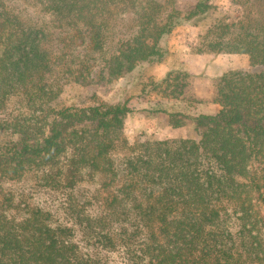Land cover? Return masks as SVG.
Wrapping results in <instances>:
<instances>
[{
  "label": "trees",
  "instance_id": "1",
  "mask_svg": "<svg viewBox=\"0 0 264 264\" xmlns=\"http://www.w3.org/2000/svg\"><path fill=\"white\" fill-rule=\"evenodd\" d=\"M22 1L0 0V187L33 172L67 201L63 221L3 195L0 264H264V22L209 31L210 53L244 54L249 65L217 79L216 114L168 112L173 129L193 119L195 138L147 141L117 158L133 109L100 99L67 107L65 85L162 63L173 31L211 0L189 11L178 0H32L45 23ZM170 77L152 92L168 99ZM98 177L97 195L80 203V186Z\"/></svg>",
  "mask_w": 264,
  "mask_h": 264
},
{
  "label": "rangeland",
  "instance_id": "2",
  "mask_svg": "<svg viewBox=\"0 0 264 264\" xmlns=\"http://www.w3.org/2000/svg\"><path fill=\"white\" fill-rule=\"evenodd\" d=\"M156 1L164 3L165 0ZM199 1L178 0L175 7L181 11H189L193 10ZM209 5L208 14L200 20L177 27L168 38L169 51H174L173 55L176 56V69L166 70L163 62H168L167 58L162 64L140 66L121 80L103 81L93 86L70 81L65 85L61 101L67 107L89 106L96 99H100L114 104L127 102L133 109V113L129 114L124 122L123 136L128 145H119L115 153L117 158L147 141L195 138L193 119L188 120L183 128L173 129L168 112H182L191 117L216 114L219 111V106L214 103L217 79L228 70L249 65V57L244 54L210 53L208 45L212 41V35L209 38L208 33L216 25H230L232 33H239L240 22L250 19L256 26L261 25L264 22V0H211ZM19 6L30 16L38 17L40 23L49 22L32 0H24ZM169 10L168 8L164 11L166 13L170 12ZM133 17L135 19L136 14ZM111 54L112 51H106L98 56L99 64L102 65ZM168 73H171L175 91L170 89L167 92L169 98L166 99L160 92H152L150 84L165 79ZM159 75L162 77L159 78ZM45 176L32 172L21 182L5 183L0 187V201L3 195L14 194L17 203L23 200L47 210H55L64 221L62 207L67 201V196L51 192ZM100 181L98 177L91 184H82L75 198L83 203L91 196L97 195Z\"/></svg>",
  "mask_w": 264,
  "mask_h": 264
},
{
  "label": "crops",
  "instance_id": "3",
  "mask_svg": "<svg viewBox=\"0 0 264 264\" xmlns=\"http://www.w3.org/2000/svg\"><path fill=\"white\" fill-rule=\"evenodd\" d=\"M174 51H170V54L168 55V62H166L165 63V61L163 62L164 63V66H165V68H166V70L168 71V70H174V69H176L177 67L174 65V60L176 59L175 57V55H173L174 53H173ZM166 58V59H167ZM170 60H172V62L170 61ZM162 64V63H161ZM162 76L161 75H159V78H161Z\"/></svg>",
  "mask_w": 264,
  "mask_h": 264
}]
</instances>
